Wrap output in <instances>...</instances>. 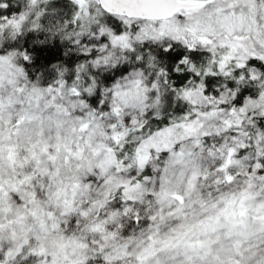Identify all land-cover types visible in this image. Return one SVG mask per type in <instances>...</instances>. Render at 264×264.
<instances>
[{"label": "snow or ice", "instance_id": "1", "mask_svg": "<svg viewBox=\"0 0 264 264\" xmlns=\"http://www.w3.org/2000/svg\"><path fill=\"white\" fill-rule=\"evenodd\" d=\"M0 264H264V0H0Z\"/></svg>", "mask_w": 264, "mask_h": 264}]
</instances>
